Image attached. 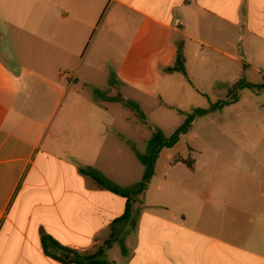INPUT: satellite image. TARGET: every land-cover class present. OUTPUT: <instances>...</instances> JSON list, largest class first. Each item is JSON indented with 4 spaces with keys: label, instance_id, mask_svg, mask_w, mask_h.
<instances>
[{
    "label": "crops",
    "instance_id": "obj_1",
    "mask_svg": "<svg viewBox=\"0 0 264 264\" xmlns=\"http://www.w3.org/2000/svg\"><path fill=\"white\" fill-rule=\"evenodd\" d=\"M253 36L264 50V0H0V264H79L47 252L43 234L82 255L111 238L97 264H264V203L174 206L161 180L124 219L128 198L80 170L123 188L128 140L76 83L119 84L141 106L135 96H158L178 42L187 62L184 38L244 63Z\"/></svg>",
    "mask_w": 264,
    "mask_h": 264
},
{
    "label": "rangeland",
    "instance_id": "obj_2",
    "mask_svg": "<svg viewBox=\"0 0 264 264\" xmlns=\"http://www.w3.org/2000/svg\"><path fill=\"white\" fill-rule=\"evenodd\" d=\"M201 37L206 42L212 40L208 35ZM184 40L186 74L166 73L155 99L135 96L144 117L125 106L119 98L124 91L121 85L104 81L88 86L76 83V87L88 91L109 108L112 117L118 119L114 125L119 124V133H123L128 140L123 157L129 172L119 181L125 189L134 188L142 181L144 166L138 156L147 152L154 131L160 130L165 138H169L183 124L186 113L229 99L233 85L243 81L255 87L236 89V102L211 114L196 117L190 130L181 135L178 143L164 149L157 175L144 192L148 199L155 196L156 188L163 180V190H166L167 198L174 206H189L194 200L199 204H209L216 196L226 202L264 203V196L258 197L255 191H248L264 190V87L258 88L264 82V50L260 39L252 37V49L248 51L251 59L244 63L216 52L208 44L189 38ZM210 43H214L213 40ZM235 44L238 48L237 45L242 46L245 41L237 40ZM181 45L178 42V50L183 55ZM226 52L243 55L240 48ZM108 79H111L110 75ZM68 83L64 79L63 84ZM172 155L193 159V169L185 164L173 163L169 159ZM166 172L170 182L165 181ZM206 194L211 198H205ZM182 211L191 213L188 207Z\"/></svg>",
    "mask_w": 264,
    "mask_h": 264
},
{
    "label": "trees",
    "instance_id": "obj_3",
    "mask_svg": "<svg viewBox=\"0 0 264 264\" xmlns=\"http://www.w3.org/2000/svg\"><path fill=\"white\" fill-rule=\"evenodd\" d=\"M162 69L166 73L186 74L185 60L180 49L178 50L174 63ZM240 87H255V85L239 81L233 85L232 90L230 91L231 97L229 99H222L211 104L208 108H198L191 113H186V119L183 124L180 125L169 138H165L160 130L154 131L152 138L148 142L147 152L144 154H139L138 156L144 166V173L142 181L136 187L132 189H125L116 184H112L107 180L103 179L97 172H95L91 168H81V172L91 175L100 185L106 187L112 192L128 198L125 213L123 216L124 219H128L131 215L132 203L134 202L135 197L142 194L147 189L152 177L154 176L156 162L159 158L162 149L171 148L175 146L180 140L181 135L187 133L190 130L192 123L196 117L211 114L212 112L223 109L225 106L236 102L238 100V95L235 90ZM263 87L264 82L258 86L259 89ZM123 102L125 106L133 108L136 113L141 115V117H144V113L137 103L126 99H123ZM183 162L186 163L189 167H192L193 165V161L189 159H185L183 160ZM42 242L47 252H49L48 248L61 252L60 256L55 257L65 263L97 264V258L104 253L105 248L111 244L112 240L110 238L108 241L105 242L103 246H101L97 250L96 253L90 255H82L76 250L62 246L58 242H56L52 237L45 234L42 235Z\"/></svg>",
    "mask_w": 264,
    "mask_h": 264
}]
</instances>
